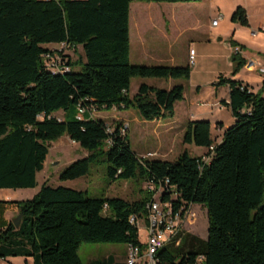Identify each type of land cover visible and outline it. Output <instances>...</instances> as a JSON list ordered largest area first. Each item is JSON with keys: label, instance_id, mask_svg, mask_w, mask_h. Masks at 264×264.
<instances>
[{"label": "trees", "instance_id": "16d2710c", "mask_svg": "<svg viewBox=\"0 0 264 264\" xmlns=\"http://www.w3.org/2000/svg\"><path fill=\"white\" fill-rule=\"evenodd\" d=\"M130 2L0 0V189L35 187L48 143L67 135L87 155L65 166L60 181L106 162L110 180L157 183L168 178L178 194L175 207L206 209L207 238L179 231L157 252L159 264H264V80L261 89L252 91L239 79L218 76L216 84L228 85L229 101L223 102L235 118L219 141L208 120L186 122L182 142L206 148L208 162L187 151L172 161L139 157L123 126L110 130L92 115V108L132 106L142 119L165 118L184 97L181 82L170 88L142 82L129 93L134 76L189 79L191 71L189 64L129 61ZM230 20L248 25L245 6L236 5ZM56 43L81 45L83 51L74 61L66 55L63 71L45 62V55L54 52L48 46ZM230 60L231 74L245 62L234 51ZM79 105L85 107L81 115ZM59 110L62 119L54 116ZM149 196L144 191L134 201L91 197L84 190L42 183L31 198L15 201L19 226L10 222L0 228V260L30 256L33 264H83L78 255L83 243L139 244V229L129 217L145 214Z\"/></svg>", "mask_w": 264, "mask_h": 264}, {"label": "rangeland", "instance_id": "374dc122", "mask_svg": "<svg viewBox=\"0 0 264 264\" xmlns=\"http://www.w3.org/2000/svg\"><path fill=\"white\" fill-rule=\"evenodd\" d=\"M205 1V0H204ZM233 0H219L214 3L211 8L208 4L199 11V16L206 24L207 20L211 21L212 17L221 14L220 23L217 29L224 30L229 27L227 22V14L230 12L231 3ZM241 3L237 5L247 4L249 11L252 15L253 24H257L262 20L264 14V0H239ZM138 0H132V8H134ZM143 6L149 4L156 8H165L164 4L160 2H145ZM206 3V2H204ZM152 31L144 33L143 39H138L134 35L131 39V52L129 55V61L134 64H167V65H185L189 64L192 68L190 71L189 79L173 78L175 83H183L185 97L176 101L174 108V116H166L161 119L145 120L142 119L136 108L130 106L128 108H121L118 110L116 107L109 108V110H100L95 113L97 118L103 119L110 130H113L116 125L125 126L127 140L130 149L136 153L139 157L150 159H162V160H174L183 151H187L190 155L204 156L201 154L204 147H199L190 143L182 142V135L184 127L191 113H194V108L198 105H205L206 103L198 102L200 100L209 101L218 98L219 96H226L227 89L224 86L218 87L217 78L219 75H227L230 69V63L228 58V47L230 39L227 37L220 39L219 35H213L210 37L212 43L208 47L212 51H206L205 55H202L204 50L203 44L198 38L192 39L191 43L187 34H184L180 39L174 43H178L175 58L170 59L164 52L166 44L169 43V37L158 38L154 37ZM172 36V35H171ZM208 35H206L207 37ZM258 45H264V35L258 34ZM137 43H145V49L143 52H138ZM201 43V44H200ZM196 50V55L193 62L189 60L188 50L189 46ZM254 44V45H255ZM215 45V46H214ZM62 44H51L48 47L53 49L60 48ZM60 49L67 55L70 60L74 61L83 53L81 45L72 47L64 44ZM215 49V50H213ZM248 50V48H247ZM232 63V62H231ZM75 68H78L76 66ZM256 74L259 72L252 71ZM244 73H250L251 71L245 70ZM264 74V73H263ZM171 78L163 77H149V76H134L131 78L129 92L132 94L136 89V86L141 82H148L157 84L162 88L169 86ZM200 88V92L196 90V87ZM216 86L218 87L216 89ZM193 102V105H192ZM197 102V103H196ZM193 106V110L192 107ZM189 115V116H188ZM58 119L63 118V111L59 110L54 113ZM216 117H220L223 120L225 126L229 125L231 118H233L229 108H221ZM204 119V118H190ZM214 119V118H212ZM232 125V124H231ZM212 136L215 141L220 140L221 133L218 128H211ZM49 151L45 160L44 168L37 172L36 180L37 185L33 188H1L0 196L3 194H10L14 199L23 200L31 198L41 187L42 183H46L50 186H66L78 190L87 191L91 197H120L128 201H134L140 198L145 190V181L136 179H115L110 180L106 173V162L91 164L89 171L86 175L73 180L60 181L58 179L59 172L67 166L69 163L76 159H80L87 155V150L80 147L78 143L72 141L67 135L61 136L56 141L49 142ZM152 154L148 155V154ZM140 189L144 190L141 191ZM193 215L189 220H186L181 226L182 230L190 232L200 238H207L208 220L206 209L200 205H193ZM140 239H144V230L141 227L139 230ZM125 243H83L80 245L78 255L83 264H102L104 257L107 254H113L115 257H122L124 254ZM92 259H98L99 263L92 261ZM201 264V263H200Z\"/></svg>", "mask_w": 264, "mask_h": 264}, {"label": "crops", "instance_id": "0c3cea01", "mask_svg": "<svg viewBox=\"0 0 264 264\" xmlns=\"http://www.w3.org/2000/svg\"><path fill=\"white\" fill-rule=\"evenodd\" d=\"M138 1L140 2L136 3L135 5L137 6H135L134 8H132L131 6L132 0L130 2L129 55L131 52L132 36L134 35L138 39L140 38L143 39L145 32L152 31L156 39L165 38V37L167 39L169 37L170 42L166 44V49L164 52L166 53L167 57H170V59L175 58V54H176L175 52L177 50V47L175 48V46L178 43H174V42L180 39V37L183 36L184 34L188 35L191 43L193 42L192 39L194 38H198L200 40L205 50L203 53H201L202 55H205L206 51H212V49L208 47L209 44H212V43H208L211 42L210 37H213V35H219L218 37L220 39H222L223 37H227L228 41L229 39L234 40L235 43H237L236 45H239L241 47L240 54L245 59L255 58L259 62L264 63V45L255 44V43H259L257 42L258 34L264 35V31L261 28L264 25V14L262 20L254 25L252 21V15L249 11V6L247 4H245V8L248 14V21H249L248 25H242L238 22H234L231 21L230 19H227L229 27L225 28L224 30H221V29H217L220 23L219 21L217 22V24L213 25L211 21L209 22V20H207V23L205 24L199 16V11L204 7L205 4H208L209 2V8H211L213 4L218 2L219 0L161 1L160 3L165 5L164 9L152 7L149 5L151 3H145L148 5L143 6L144 4L143 1L141 0ZM145 2H152V1H145ZM239 3H241V1L239 0L232 1L231 8L229 10L230 12H228L227 14L228 18H230L231 12ZM206 35L208 36L206 37ZM234 46H231L229 44L228 53H227L229 59L231 53L233 52ZM137 48H138V52H143L144 51L143 49H145V43H137ZM190 48L194 49L193 47H191V45L189 46V50ZM189 50H188V56H189ZM194 55H196L195 49H194ZM229 63H230V69L227 76H231L233 78L241 80L243 83L247 84L248 88L252 91H257L258 89H261L262 82L264 80L263 73L256 74L252 72L255 70L247 69L246 66L243 64V66L235 74H231V69H232L231 60H229ZM245 70L251 71V74L244 73ZM191 72H192V68H191ZM174 83H175V79L171 78L169 81V86L167 88H170ZM148 84L160 87L159 85L153 84L151 82ZM138 86H136V89L132 94H134L137 91ZM220 86L226 87L228 94L226 96H219L218 98L209 101L200 100L201 99L200 96L198 102L201 103L205 102L206 104L198 105V103L196 102L197 108L196 107L194 108V113L190 114L191 116L188 118V120H191L190 119L191 117L204 118L203 120H208L211 123V128L214 125V128L215 127L218 128L220 133L222 134L223 130L229 125L225 126L223 124V120L220 117L215 118V116H217V113L221 110V108L224 107L229 108L228 104H225V102H223V101L226 102L229 101V88L227 84H218V87ZM218 87L216 86V89ZM196 90L200 92L199 86L196 87ZM262 95L264 96V87H262ZM175 103H174V108H175ZM191 108L193 110V106ZM172 116H174V114ZM234 120H235L234 117L231 118V122L229 124L231 125L234 122ZM206 151H207L206 148H204V150L200 153L204 154L206 153ZM194 156H200V154ZM15 201H19V200L14 199V197L8 193L0 196V228L6 227L19 214L18 207ZM125 245L126 246L124 248V254L122 255V257H115L113 254H107L104 257L102 264H124L126 251H127V244ZM92 261L99 263L98 259H92ZM0 264H33V258L30 256L28 257L8 256L4 259H1Z\"/></svg>", "mask_w": 264, "mask_h": 264}, {"label": "built area", "instance_id": "2783aa9c", "mask_svg": "<svg viewBox=\"0 0 264 264\" xmlns=\"http://www.w3.org/2000/svg\"><path fill=\"white\" fill-rule=\"evenodd\" d=\"M221 14L211 18V23L217 24ZM264 31V25L261 27ZM62 46L65 43H60ZM61 46V47H62ZM60 47V48H61ZM53 49L54 52L45 55L46 64L54 71H63L68 69L65 64L66 55L62 49ZM234 52L241 53V47L235 45ZM189 60H194V49L189 50ZM244 65L247 69L255 70L259 73H264V63L259 62L255 58H246ZM78 112L81 115L85 112V107L78 106ZM92 115L96 113L94 108L91 111ZM128 126H123V131ZM151 155L152 154H148ZM210 156H203L202 160L208 162ZM145 190L149 193V198L146 201V212L141 218L135 215L129 217V221L135 224L138 229L142 227L144 230V239H140L139 244H127V251L124 264H159L157 252L167 245L173 237L182 230V224L189 220L195 213L192 210L193 205L199 204H180L175 207L174 201L178 199V194L174 186L169 184V179L164 178L155 182H145ZM202 206V205H200ZM194 217V216H193ZM178 244V241L176 242ZM202 256L199 257V261Z\"/></svg>", "mask_w": 264, "mask_h": 264}, {"label": "water", "instance_id": "95a60500", "mask_svg": "<svg viewBox=\"0 0 264 264\" xmlns=\"http://www.w3.org/2000/svg\"><path fill=\"white\" fill-rule=\"evenodd\" d=\"M21 220V213H19L13 220L12 223L14 224L15 227L19 226Z\"/></svg>", "mask_w": 264, "mask_h": 264}]
</instances>
